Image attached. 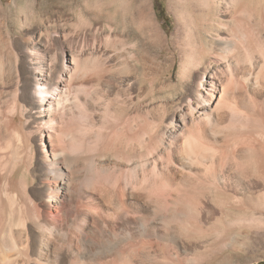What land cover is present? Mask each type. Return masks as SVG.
<instances>
[{
  "label": "bare ground",
  "instance_id": "6f19581e",
  "mask_svg": "<svg viewBox=\"0 0 264 264\" xmlns=\"http://www.w3.org/2000/svg\"><path fill=\"white\" fill-rule=\"evenodd\" d=\"M168 1L187 30L183 39V49L187 51L184 66L201 70L198 85L205 86L204 79L208 78L206 85L210 87L205 90L206 95L197 89L180 104L178 123L175 117L167 121L158 118L149 124L147 132L137 129V133L134 130L135 133L127 134L130 145L137 143L142 149L148 145V154H138L127 144L130 151L125 155L114 146L116 143H107L90 153L88 147L95 148L91 147L94 137L100 141L106 135L103 131L92 137L94 141L90 137L93 142L89 141L88 146L84 138L87 135L76 138L77 132L74 137L67 128L70 136L63 127L62 132L56 130L53 134L50 124L46 128L49 131L40 132L42 155L36 159L30 130L20 118L21 101L14 98L12 106L0 109V264H178L177 257L188 261L192 253L198 258L190 264H204L210 258H220L225 247L236 243L225 238L227 231L221 229L227 208L247 207L249 211V207L264 206L263 198L253 196L257 190L264 192V104L259 105L253 97L264 92V0ZM3 6L0 2V12ZM144 6L140 39L147 40L148 47L143 48V42L144 45L131 46L133 39L120 37L112 28V63L90 69L94 83L99 85L107 77L133 87L137 73L142 86L150 80L145 52L149 53L152 47L162 52L170 50V41L156 21L151 0H146ZM40 42L37 45L43 46ZM31 45L34 40L29 37L25 48L37 82L34 95L38 106L32 119L42 120L46 116L43 113L53 112V108L54 112L61 110L68 82L90 79L89 62L87 58L85 62L77 60L72 68L63 64L58 80L49 90L43 86L52 70L38 64L33 57L36 49L33 53ZM130 108L120 102L117 119H126ZM191 115L204 121L205 126H196ZM111 122L115 126L114 120ZM31 131L37 135V129ZM67 137L71 146L65 142ZM107 137L110 139L109 134ZM179 139V161L173 159L170 151L158 159L161 170L149 172V157L168 150ZM233 143H239L236 147L242 154L227 160L236 149ZM97 144L94 145L98 147ZM107 155L115 159L110 157L112 160L106 162L103 158ZM123 160L127 162L126 182L121 174ZM123 171L125 175L126 170ZM134 195L142 198L144 212L136 213L134 221L128 222L131 229L120 231L125 238H121L124 234L116 238L118 245L128 247L123 251L112 246L115 238L99 239L100 232L116 233L114 226L120 225L112 223V214L101 213L96 205L109 206L112 213L119 214L127 209L125 199H134ZM209 205L213 208L209 209ZM162 208H167L170 216L161 214ZM251 217L246 220L250 228L264 229L261 218ZM179 219L186 225L183 238L172 227L173 221ZM247 238L264 243V232H249ZM163 242L173 243L175 251L172 256L171 252L168 254L171 258L159 261L158 250Z\"/></svg>",
  "mask_w": 264,
  "mask_h": 264
},
{
  "label": "rangeland",
  "instance_id": "374dc122",
  "mask_svg": "<svg viewBox=\"0 0 264 264\" xmlns=\"http://www.w3.org/2000/svg\"><path fill=\"white\" fill-rule=\"evenodd\" d=\"M145 1L146 0H0V2L4 5V9L0 12V100L2 98L0 101V109H3L8 105L12 106L17 99L21 101L19 106L20 118L22 123L30 130L29 134L32 137L35 147V155H37L35 156V158L37 157L36 159H38L39 155H42L40 148L42 143V131L50 130V133L52 132L55 134L56 130V133L62 132V127L64 128L63 132L65 131L68 135H70V132H73L71 135L74 137L77 135L76 138H86L85 141L88 146L92 144L94 138L96 144L97 142L98 144L101 141L103 142L99 144L100 146L97 144L98 147L94 145V142L91 147L95 148H90L89 146L88 148L91 151L90 153H93V150L96 148H103V146L107 143L113 145L116 143L117 145L115 144L114 146L121 148L125 155L127 154L126 151L129 152L130 149L135 150L138 154H148V145H146V147H148L147 149L146 147H143V149L140 148L137 143H131L130 145V143L127 142V134L131 135L132 133H137V129L140 133H142L143 130L147 132L150 126L149 124L158 118H160L159 121L162 120L161 118H165L163 120L167 121L168 119L170 120L171 117H175V121L178 123V120L176 119L180 118V113L178 112L180 104H184L185 99L192 96L193 92L197 89L203 95H206L205 90L210 87L206 85L209 79L205 78V86L201 87L198 85L200 82L199 77H201L198 73L201 72V70L197 69L196 66H184V56L187 51L183 49V39L187 30L182 26L180 21H178L177 15L170 7L168 0H151L156 21L162 31L166 33L170 41V50L162 52L157 48L152 47V50H150L149 53L145 52L147 58L146 66L150 74V80L146 82V84L139 86L137 73L135 76L136 83L133 87H128L123 83L117 84L116 81L114 82V80L107 77L104 78L105 81L103 80V82H101L102 84L100 83L101 85L94 83L92 80L91 77L93 71L90 69L93 68L92 70H94L93 66L98 64L106 67L105 65H110V63H112L111 55L113 54L112 51H114L112 46V36H110L112 34V28L116 29L120 37H126L130 40L133 39L131 40V46L139 45L140 43L145 44L147 42V40L140 39L143 36V12L145 9ZM29 37L34 40V45H31L34 47L33 53L36 49L33 57L34 55L36 56L34 58H36L39 65H42H40L41 67L52 70V75H50L48 82L43 86L45 88H49V90H52L55 82L58 80V73L62 71L63 64L72 68L73 63H76L77 60H79L78 62H85L84 60L87 58L88 61L86 62H89V64H87L90 79L86 78L87 80L79 81L80 79L76 78L77 81L74 79L75 83L73 80L71 81L72 83L68 82L65 89L66 91L64 92V96L61 101V105L63 107H61V110L60 108L57 110L58 113L54 112L56 108L52 109V111L54 110V113L51 112V110L49 113H43L46 114V116H44L45 118L43 117L45 120L32 119L33 112L35 110L38 111V106L35 104L37 102H35L36 97L34 95L37 88V82L35 81L36 79L32 74L30 66V53H28L25 48V40ZM38 40L41 41L40 43H42L43 46H40V44L37 45L39 43ZM142 47L145 48L148 46L145 44V46ZM63 76L66 77L65 75ZM87 77H89V75ZM95 84L97 86H95ZM15 95L18 98L15 97ZM253 97L259 105L264 104V92L259 93L258 95H253ZM118 102H126V104L131 106L128 115L124 120L117 119L119 108ZM191 116L195 125L197 124L202 127L205 126L204 121L198 120V118L194 117L195 115ZM194 119L197 120L195 121ZM111 120H114L115 126H113V121L111 122ZM38 121L41 123H37ZM128 121L132 122L129 124ZM197 121L198 123H196ZM47 123L48 125H46ZM137 123H140V125ZM46 128H49V130ZM67 128L70 132H68ZM109 128H111V131H109ZM127 128L129 129L125 130ZM34 129H37V135L36 133H32L31 130ZM82 129L84 132L87 131L88 133L85 132L84 134V132L81 131ZM134 130L136 131L134 132ZM75 132H77L76 135ZM99 132L103 135L106 134L107 136L109 134L110 139L114 138V141L110 140L106 135L102 137L103 139H99L100 141H96L97 137H94V135L97 136ZM85 135H87V137ZM120 136L124 137V139H121L122 137ZM90 137H94L92 138L93 141H91L92 139L89 140ZM67 140L65 141L67 142L66 144L71 146V139L67 137ZM89 141H91V144H89ZM105 141L107 142L105 143ZM120 142H124V144H120ZM181 143L182 140L180 139L176 141L174 140V143L171 144L172 146H170L168 150L164 149L165 151L161 150L160 154H152L153 156H151L152 158L149 157V160L151 162L150 166L153 168L148 167V171L153 173L157 168L158 170H161V166L159 165L160 160L158 159H160V156H166L168 152L170 153V151H172L170 153L172 157L174 156L173 159L179 161V154L176 152L179 153L180 148L182 147ZM48 144H50V142H48ZM127 144L130 145L131 148ZM238 144L233 143L234 147L238 146ZM123 147L126 148L124 149ZM237 149V147L236 149L233 148L232 152L234 153L230 152L227 156V160L242 154L241 151ZM237 153L240 154L236 155ZM107 156L108 159H106ZM107 156L103 158L106 162L115 159L112 156ZM155 159L159 162H156V165L154 162ZM122 164L121 174L122 177H124L123 180L126 182V175L128 173V170L126 169L127 162L123 160ZM123 170H126L125 175L123 173L125 171ZM202 179H205V176H202ZM134 196V199H125L127 209L125 211L121 210L119 213L120 216L119 214L112 213L113 210L109 206L101 204L96 205L99 210H101V213L103 212L110 216L112 214V218H110L112 221H109L115 224L117 222V224L120 225L116 226L114 224L115 230L119 233L116 231V233H112L113 235L111 233H109V235L107 233L106 235L105 232H100L101 235H99L101 237H99V239L108 238L113 241V238H115V241L113 242L116 243L111 241L112 246H116L117 249L123 251H127L128 247L124 246L122 248L118 245V240L116 238H119L122 234H124L120 231H123L128 227L131 229L132 224H129L128 222L132 223L134 221L136 213L138 215L139 213L144 212L142 209L143 207L141 206L142 198L137 195ZM253 196L255 199L259 198L258 200L261 198L264 199V192L257 190ZM212 206L213 205H209V209L213 208ZM257 207L258 209L255 208L257 210L253 207H249V211L246 210L248 209L247 207H243L244 209L238 208L241 211L238 209H226L225 219H228H224L223 223H221V229H226L227 231V233H224L225 238L236 241V243L233 246H227V248L225 247V249L221 251L223 253L221 255L224 257L221 256L220 258L224 259L221 260L220 258H217L210 260V258L204 262V264H264V243L256 240L255 238H247L249 232H264V229L250 228L246 224L247 221L250 220V216H256L261 218L264 226V206L262 207L261 205ZM127 210H129V212ZM166 210L167 208H162L161 212H163L161 214L167 215L168 213L170 216V212L168 210L166 212ZM130 212L132 213L131 216H129ZM133 212H135V214ZM125 216L127 218H125ZM235 216L238 220H235ZM131 218H133L132 221ZM185 226L186 225L182 223L180 219L179 221H173L172 223V227L176 229V232L182 238L185 233ZM124 236L125 234L122 235L121 238L126 237ZM249 240L250 244L248 243ZM165 243L163 242L160 245L161 248L159 247V261L166 260L165 257H167V259L168 257L171 258L173 252L175 251L173 243ZM164 247L166 249H163ZM168 254L171 256H168ZM190 256L189 257L191 259L188 260L189 262L187 260H183V257H177L178 259L176 258V260L179 261L180 264H190L191 260L198 258V256L193 253Z\"/></svg>",
  "mask_w": 264,
  "mask_h": 264
}]
</instances>
